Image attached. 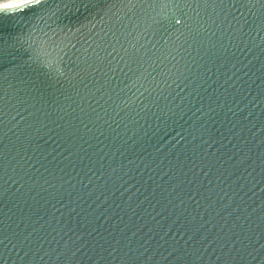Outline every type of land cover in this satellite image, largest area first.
<instances>
[{
  "label": "water",
  "instance_id": "obj_1",
  "mask_svg": "<svg viewBox=\"0 0 264 264\" xmlns=\"http://www.w3.org/2000/svg\"><path fill=\"white\" fill-rule=\"evenodd\" d=\"M0 264H264V0L0 12Z\"/></svg>",
  "mask_w": 264,
  "mask_h": 264
},
{
  "label": "snow or ice",
  "instance_id": "obj_2",
  "mask_svg": "<svg viewBox=\"0 0 264 264\" xmlns=\"http://www.w3.org/2000/svg\"><path fill=\"white\" fill-rule=\"evenodd\" d=\"M41 3L42 0H3V2L0 3V12L5 9L23 12L34 5H41ZM42 55H50V53L42 51Z\"/></svg>",
  "mask_w": 264,
  "mask_h": 264
}]
</instances>
